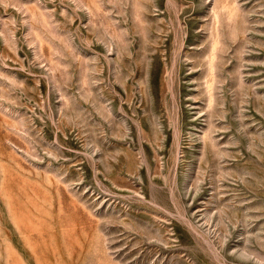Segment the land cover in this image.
<instances>
[{
    "label": "rangeland",
    "instance_id": "obj_1",
    "mask_svg": "<svg viewBox=\"0 0 264 264\" xmlns=\"http://www.w3.org/2000/svg\"><path fill=\"white\" fill-rule=\"evenodd\" d=\"M0 264H264V0H0Z\"/></svg>",
    "mask_w": 264,
    "mask_h": 264
}]
</instances>
